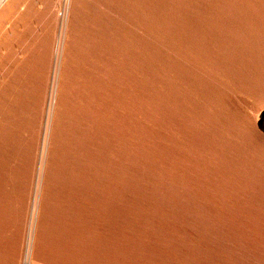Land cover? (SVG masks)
Wrapping results in <instances>:
<instances>
[{"label": "rangeland", "instance_id": "374dc122", "mask_svg": "<svg viewBox=\"0 0 264 264\" xmlns=\"http://www.w3.org/2000/svg\"><path fill=\"white\" fill-rule=\"evenodd\" d=\"M0 1V264H264V0Z\"/></svg>", "mask_w": 264, "mask_h": 264}, {"label": "bare ground", "instance_id": "6f19581e", "mask_svg": "<svg viewBox=\"0 0 264 264\" xmlns=\"http://www.w3.org/2000/svg\"><path fill=\"white\" fill-rule=\"evenodd\" d=\"M1 2V1H0Z\"/></svg>", "mask_w": 264, "mask_h": 264}]
</instances>
